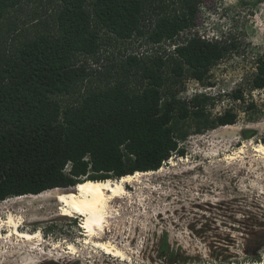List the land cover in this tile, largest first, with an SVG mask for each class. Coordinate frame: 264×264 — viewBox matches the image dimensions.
<instances>
[{"label":"rangeland","instance_id":"rangeland-1","mask_svg":"<svg viewBox=\"0 0 264 264\" xmlns=\"http://www.w3.org/2000/svg\"><path fill=\"white\" fill-rule=\"evenodd\" d=\"M255 1L203 0L198 26L176 41L184 44L199 35L238 44L211 69L206 83L185 77L169 89L189 107L195 96L207 95L212 118L231 110L237 123L200 134L191 130L182 143L185 156L174 154L160 170L126 184V194L107 207L104 227L95 235L84 228L85 217L62 215L57 196L75 187L2 201L0 221L13 215L20 231L37 237H10L11 228L3 226L0 264H168L159 258L164 239L171 251L190 257L189 264H264L257 242L264 229V149H257L264 144V89L252 86L258 61L264 60V3L251 7ZM56 10L47 0H25L0 22V47L13 52L26 38L55 32ZM103 37L108 42L100 53L77 63L93 75L74 94L57 98L63 107L80 104L89 91L121 77L118 69L129 53H153L144 38ZM129 81L142 88L138 78ZM244 132L253 137L245 139ZM258 254L259 262L251 260Z\"/></svg>","mask_w":264,"mask_h":264},{"label":"trees","instance_id":"trees-1","mask_svg":"<svg viewBox=\"0 0 264 264\" xmlns=\"http://www.w3.org/2000/svg\"><path fill=\"white\" fill-rule=\"evenodd\" d=\"M24 1L0 0V22ZM47 1L57 5L55 32L26 38L13 52L0 47V203L84 181L158 171L174 154L185 156L182 143L191 130L200 134L237 123L231 110L212 118L207 95L195 96L189 107L169 90L185 77L206 83L211 69L238 49L235 42L199 35L172 53H129L118 69L121 77L89 91L78 105L63 107L57 100L74 94L93 75L77 63L100 53L108 42L103 34L117 42H176L198 26L203 0ZM262 3L256 0L251 7ZM130 77L138 78L142 88H132ZM252 86L264 89L263 59ZM257 242L263 249L264 229ZM159 258L168 264L191 260L171 251L165 239ZM251 260L259 262L261 256Z\"/></svg>","mask_w":264,"mask_h":264},{"label":"bare ground","instance_id":"bare-ground-1","mask_svg":"<svg viewBox=\"0 0 264 264\" xmlns=\"http://www.w3.org/2000/svg\"><path fill=\"white\" fill-rule=\"evenodd\" d=\"M230 127V126H226ZM260 151L264 149V144L257 147ZM156 172V171H155ZM152 172L141 173L135 175L125 176L119 180L107 181H84L78 184L71 191H66L57 196L58 202L61 204L62 215L64 216H83L85 217L84 228L90 235H95L96 230L102 229L107 218V207L111 202L125 195L127 192L126 184L132 182L138 175H149ZM58 189L50 190L47 192H56ZM39 195H27L18 198H25L28 196L41 197L45 193ZM20 220H16L13 215H9L5 221H0V239H2V228L7 225L11 228L9 236L14 235L26 240H32L37 235L29 234L19 230ZM38 234V233H37ZM99 248L104 249L107 253L119 255V252L113 250L112 247L104 243L96 244Z\"/></svg>","mask_w":264,"mask_h":264},{"label":"built area","instance_id":"built-area-1","mask_svg":"<svg viewBox=\"0 0 264 264\" xmlns=\"http://www.w3.org/2000/svg\"><path fill=\"white\" fill-rule=\"evenodd\" d=\"M182 45L181 43L173 42V41H168L166 43H160V44H154L151 45V51L157 52L159 54H163V48H166L168 52H174L178 46Z\"/></svg>","mask_w":264,"mask_h":264}]
</instances>
